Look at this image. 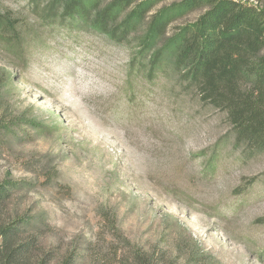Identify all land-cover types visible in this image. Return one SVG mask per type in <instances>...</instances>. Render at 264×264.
I'll use <instances>...</instances> for the list:
<instances>
[{
  "label": "rangeland",
  "instance_id": "rangeland-1",
  "mask_svg": "<svg viewBox=\"0 0 264 264\" xmlns=\"http://www.w3.org/2000/svg\"><path fill=\"white\" fill-rule=\"evenodd\" d=\"M180 1L161 0L125 45L55 26L34 30L23 56L0 46V121L30 115L45 126L31 142L0 143V178L31 184L21 206L44 217V245L60 259L140 248L179 264L195 252L210 264H264V150L234 146L227 113L175 75L128 82L151 15ZM0 11L35 23L27 0H0Z\"/></svg>",
  "mask_w": 264,
  "mask_h": 264
},
{
  "label": "trees",
  "instance_id": "trees-1",
  "mask_svg": "<svg viewBox=\"0 0 264 264\" xmlns=\"http://www.w3.org/2000/svg\"><path fill=\"white\" fill-rule=\"evenodd\" d=\"M160 1L27 0L34 25L23 26L0 11V46L23 56L34 30L41 37L49 28L54 32L55 26L94 31L125 45ZM200 6L205 11L195 21L167 35L173 21ZM160 75H175L203 103L225 111L234 146L244 147V151L264 150V5L182 0L156 11L130 62L128 82L133 88L134 77L154 81ZM44 129L30 115L17 121L2 119L0 143L31 142L34 133ZM30 186L9 175L0 178V264H179L165 250L140 248L101 260L77 255L58 258L44 245L49 227L44 217L21 206L24 190ZM204 258L195 252L185 264H210Z\"/></svg>",
  "mask_w": 264,
  "mask_h": 264
}]
</instances>
